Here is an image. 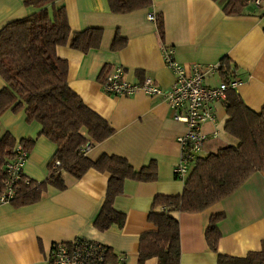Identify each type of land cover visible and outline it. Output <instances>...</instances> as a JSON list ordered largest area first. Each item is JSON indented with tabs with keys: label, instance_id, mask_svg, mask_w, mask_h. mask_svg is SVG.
<instances>
[{
	"label": "crops",
	"instance_id": "1",
	"mask_svg": "<svg viewBox=\"0 0 264 264\" xmlns=\"http://www.w3.org/2000/svg\"><path fill=\"white\" fill-rule=\"evenodd\" d=\"M24 0H0V30L10 22L24 19L36 10L24 6ZM229 0H153L149 9L126 15L113 14L108 0H54L53 10L65 8L73 32L102 28L101 47L89 53L60 47L58 55L69 64L70 88L85 105L105 119L115 133L96 144L87 156L98 160L103 155L118 156L141 170L156 163L158 179L154 182L127 180L123 194L114 208L126 215L120 228L101 232L95 221L106 200L110 174L89 171L76 179L65 173V190L49 187L36 204L16 207L0 205V264H48L55 244L82 239L106 245L124 255L126 264H138L140 239L155 231L148 221L154 199L160 195H180L185 182L176 178L174 169L181 161L178 139L186 126L175 118V111L161 98L144 93L132 97L107 94L100 81L105 70L116 66L127 71L132 82L151 77L163 90L175 84V75L166 66L162 45L174 47L176 59L184 65H216L229 59L243 80L237 91L255 112L264 108V12L253 3L242 16H227L224 7ZM150 15H163L165 33L161 37L157 23ZM117 31L127 45L113 51ZM219 74L208 77V86H218ZM0 76V91L5 87ZM216 123L204 129L211 136L202 157L218 151L228 119L225 103H214ZM0 129L10 132L19 142L33 141L24 175L43 182L51 175L50 163L57 152L55 143L42 136L43 128L26 122L25 111L12 110L0 116ZM231 137V136H230ZM222 141V140H221ZM222 144V143H221ZM195 168H193L192 173ZM191 173V174H192ZM225 213L219 223L222 234L218 253L210 250L206 232L214 214ZM181 228V264H217L218 254L245 257L262 249L264 242V173L254 174L234 194L209 209L197 213H176ZM146 264H158L150 259Z\"/></svg>",
	"mask_w": 264,
	"mask_h": 264
},
{
	"label": "trees",
	"instance_id": "2",
	"mask_svg": "<svg viewBox=\"0 0 264 264\" xmlns=\"http://www.w3.org/2000/svg\"><path fill=\"white\" fill-rule=\"evenodd\" d=\"M108 2L111 12L119 15L149 9L153 5V0ZM23 3L36 11L24 19L8 23L0 30V76L6 84L0 91V116L9 110L14 114L25 111L26 122L39 123L43 128L41 135L55 143L57 152L50 163L49 178L37 182L23 175L9 203L16 207L36 204L49 187L62 191L66 189L65 173L81 179L89 171L96 170L110 174V181L95 227L101 232L113 225L122 228L126 215L115 210L116 198L123 194L127 180L156 181L157 165L153 162L137 170L124 158L103 155L93 161L82 151L87 144L94 146L106 141L115 130L70 88L69 64L58 55V49L66 46L82 53L99 49L104 30L91 28L73 32L65 8L50 13L49 7L53 6L54 0H24ZM251 3L254 4V0H229L224 12L231 17L242 16ZM260 8L264 12V0ZM156 23L163 37V15L157 16ZM126 45V38L117 31L112 50L120 51ZM220 64L221 81L238 78L231 60L223 59ZM105 72L101 74L102 83L106 79ZM224 103L228 116L225 131L238 144L200 158L185 182L182 194L160 195L154 199L148 221L156 230L141 236L138 264H146L150 259H157L158 264H181V228L175 214L201 213L230 197L254 174L264 173V108L260 112L253 111L235 89L228 90ZM18 143L10 132L0 129V196L4 194L8 181L5 167L15 157ZM20 144L30 153L33 141L21 140ZM57 162L60 163L58 167ZM225 218V213L221 212L210 219L206 242L214 253H218L222 237L219 223ZM75 241L55 244L52 251L59 244L71 248ZM97 243L93 242V245L100 251L97 257L100 256L102 261L95 256L97 260H93L92 264H115L118 255L112 248ZM217 264H264V242L260 251L245 257L218 254Z\"/></svg>",
	"mask_w": 264,
	"mask_h": 264
},
{
	"label": "built area",
	"instance_id": "3",
	"mask_svg": "<svg viewBox=\"0 0 264 264\" xmlns=\"http://www.w3.org/2000/svg\"><path fill=\"white\" fill-rule=\"evenodd\" d=\"M263 0H254L258 8L262 6ZM157 16L150 15L149 20L156 22ZM161 52L166 66L175 75V84L169 91L160 88L154 79L145 77L139 82H132L127 76V71L116 66L106 75L102 83L104 91L112 96L132 97L144 93L152 98H161L175 111V118L186 126V132L178 139L181 147V161L174 169L177 179L186 182L193 168L204 152V147L210 138H218L219 131L209 136L204 127L208 123H216L217 117L214 112V103L225 102L229 89L237 90L243 85V80L238 78L229 82L221 81L218 86H208V77L219 74L221 64L203 66L201 64L184 65L177 61L174 47L162 45ZM93 147L87 144L82 151L88 154ZM29 152L22 144H17L15 157L6 165L8 181L4 194L0 196V205L9 203L15 194V186L24 175V166L28 160ZM60 163H56V167ZM94 241L76 240L68 248L67 245L59 244L52 251L48 264H92L93 260L102 261L100 251L93 245ZM96 243V242H94ZM99 244V243H97ZM97 259H96V257ZM115 264H126L124 255H119Z\"/></svg>",
	"mask_w": 264,
	"mask_h": 264
},
{
	"label": "rangeland",
	"instance_id": "4",
	"mask_svg": "<svg viewBox=\"0 0 264 264\" xmlns=\"http://www.w3.org/2000/svg\"><path fill=\"white\" fill-rule=\"evenodd\" d=\"M222 140V141H221ZM221 140H220V145H221V147H220V149H222V148H224V147H227V146H229V145H236V144H238V141H236V140H234L233 138H231L228 134H226V135H224V133H223V135H222V137H221ZM222 143V144H221ZM217 152V151H216ZM216 152H214V153H216Z\"/></svg>",
	"mask_w": 264,
	"mask_h": 264
}]
</instances>
